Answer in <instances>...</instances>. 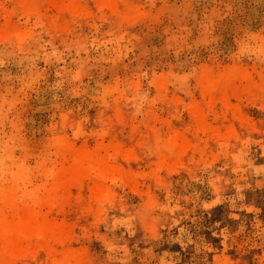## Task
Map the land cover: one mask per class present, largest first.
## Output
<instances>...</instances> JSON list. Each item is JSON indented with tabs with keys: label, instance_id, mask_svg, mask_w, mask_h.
I'll use <instances>...</instances> for the list:
<instances>
[{
	"label": "rangeland",
	"instance_id": "374dc122",
	"mask_svg": "<svg viewBox=\"0 0 264 264\" xmlns=\"http://www.w3.org/2000/svg\"><path fill=\"white\" fill-rule=\"evenodd\" d=\"M24 1L0 0V221L75 181L66 203L44 210L68 240L52 252L70 264H264V0H131L141 17L93 14L63 34L50 28L62 20L57 4L35 14ZM207 73L259 93L229 99L245 138L156 175L141 158L137 184L110 183L101 219L79 222L91 186L73 171V152L111 155L152 128L167 144L189 106L208 105ZM120 106L129 121L104 126Z\"/></svg>",
	"mask_w": 264,
	"mask_h": 264
},
{
	"label": "bare ground",
	"instance_id": "6f19581e",
	"mask_svg": "<svg viewBox=\"0 0 264 264\" xmlns=\"http://www.w3.org/2000/svg\"><path fill=\"white\" fill-rule=\"evenodd\" d=\"M51 4H57L60 9L62 20L58 24L50 25L52 31L59 34L64 33L66 22L83 21L93 14L112 24L130 22L141 17V13L131 0H25L22 6L32 13L40 14ZM203 77L200 86L206 94L208 105L189 106L188 123L173 126L167 144H161L158 133L152 128L131 148L116 147L111 155L109 152H105L104 155L96 151L83 154L73 152V171L82 172L78 180H83L91 186L88 200L79 205L77 215L79 222L81 220L83 224L89 225L101 219L104 213L103 205L114 199L110 183L137 184L135 165L141 158L149 161L156 175L165 166L177 168L196 165L204 161L206 148L222 145L234 148L237 142L245 138L250 130L243 127L240 110L237 107H230L229 99L246 96L250 101H258L259 93L241 90L235 85V81L223 85L219 79L208 73ZM214 104L221 106L225 116L217 117L212 108ZM165 107L169 109L168 105ZM128 110L122 106L117 107L102 124L107 127L126 123L130 118ZM209 116L214 117L216 126L208 122ZM195 157L198 158L197 161ZM74 182L59 181L49 192L46 200L15 212L13 222L0 221V264H19L22 261L31 264L71 263L70 259L53 254L55 245H65L68 240L65 233L46 218L44 210L48 205L52 206V201L66 203ZM3 196L6 203L13 202L12 194Z\"/></svg>",
	"mask_w": 264,
	"mask_h": 264
}]
</instances>
